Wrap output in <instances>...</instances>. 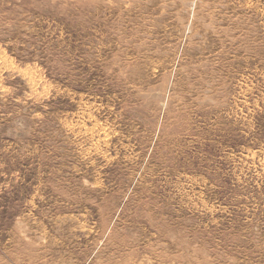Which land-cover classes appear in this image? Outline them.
Wrapping results in <instances>:
<instances>
[{
    "label": "rangeland",
    "instance_id": "obj_1",
    "mask_svg": "<svg viewBox=\"0 0 264 264\" xmlns=\"http://www.w3.org/2000/svg\"><path fill=\"white\" fill-rule=\"evenodd\" d=\"M0 264H264V0H0Z\"/></svg>",
    "mask_w": 264,
    "mask_h": 264
}]
</instances>
